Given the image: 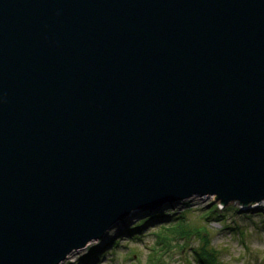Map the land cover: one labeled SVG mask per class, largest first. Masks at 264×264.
Instances as JSON below:
<instances>
[{"label":"water","instance_id":"95a60500","mask_svg":"<svg viewBox=\"0 0 264 264\" xmlns=\"http://www.w3.org/2000/svg\"><path fill=\"white\" fill-rule=\"evenodd\" d=\"M209 195L264 200V0H0V264Z\"/></svg>","mask_w":264,"mask_h":264},{"label":"rangeland","instance_id":"374dc122","mask_svg":"<svg viewBox=\"0 0 264 264\" xmlns=\"http://www.w3.org/2000/svg\"><path fill=\"white\" fill-rule=\"evenodd\" d=\"M215 206L222 212L219 220L213 215L206 217ZM160 211L169 215L146 222L141 230L129 234L130 229ZM181 215L186 218L179 221L186 222L195 234L183 237L165 230ZM200 228L208 232L222 264H264V204H224L213 196H193L159 208L135 210L60 264H198L194 250L200 245Z\"/></svg>","mask_w":264,"mask_h":264},{"label":"trees","instance_id":"16d2710c","mask_svg":"<svg viewBox=\"0 0 264 264\" xmlns=\"http://www.w3.org/2000/svg\"><path fill=\"white\" fill-rule=\"evenodd\" d=\"M208 215H206L207 218H209L212 214L213 216H216L214 218H219L221 217V213L218 210V207L215 206L212 210H210L209 212H207ZM169 214L164 213L162 211L158 212V215H151L149 216L147 219H145L144 221H141L137 227H135L134 229H130L129 230V234L134 233L136 230H139L140 228H142L146 222L149 221H153L156 218H164L167 217ZM185 215H181L177 217L178 222L171 226V227H165V230H173L176 232H179L183 237L186 236H191L192 234H195L196 232H194L192 229L188 228L186 222L184 221H179V219L185 220ZM165 226V225H163ZM199 236H200V245L194 250V256L196 259V262L198 264H222L220 257H219V253L217 251V249H215L212 246V242H211V238L208 234V232H206V230L201 229L197 230ZM90 254L95 255V252H92Z\"/></svg>","mask_w":264,"mask_h":264},{"label":"bare ground","instance_id":"6f19581e","mask_svg":"<svg viewBox=\"0 0 264 264\" xmlns=\"http://www.w3.org/2000/svg\"><path fill=\"white\" fill-rule=\"evenodd\" d=\"M210 196H213V197H215V198L218 200V198H217L216 195H209L208 197H210ZM191 198H192V197H191ZM189 199H190V198H189ZM219 201H220V200H219ZM178 202H179V201H178ZM174 203H177V202H168V203H166V204H174ZM230 203H238L239 205L245 206V205H243V204H240L239 201H231ZM166 204H164V205L166 206ZM260 204H264V200L259 201V202H253V203H251V206H252V207H257V206H260ZM160 207H161V206H160ZM162 207H163V205H162ZM160 209L162 210L163 208H160ZM243 210H247L246 207H244ZM210 215L212 216V214H210ZM124 219H125V218H124ZM124 219H123V220H124ZM123 220H121V221H123ZM121 221H120V222H121ZM118 222H119V221H118ZM116 223H117V222H116ZM113 225H114V224H113ZM113 225H112V226H113ZM112 226H111V227H112ZM111 227H110V228H111ZM139 230H141V228H140ZM106 233H107V231L103 234V236H104ZM73 253H75V251H73L72 253H70V255L73 254ZM68 257H69V255H68ZM64 261H65V260H64ZM64 261H62V262H64ZM62 262H61V263H62Z\"/></svg>","mask_w":264,"mask_h":264}]
</instances>
